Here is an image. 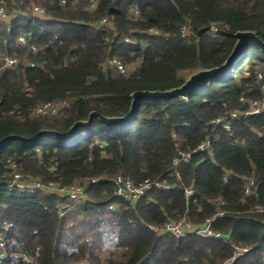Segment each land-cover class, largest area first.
<instances>
[{
	"label": "trees",
	"instance_id": "obj_1",
	"mask_svg": "<svg viewBox=\"0 0 264 264\" xmlns=\"http://www.w3.org/2000/svg\"><path fill=\"white\" fill-rule=\"evenodd\" d=\"M3 1L10 16L0 20V264H264V113H240L229 129L213 123L264 100V51L254 44L186 98H139L123 122L92 117L64 138L35 137L67 133L91 111L126 115L133 91L174 88L221 65L237 31L264 42V0ZM34 5L44 17L32 14ZM4 55L17 64L5 66ZM109 58L130 65L126 73ZM46 102L60 111L29 115ZM206 140L209 151H193ZM179 150L191 155L174 167ZM16 170L43 188L13 185ZM117 176L169 187L129 200L115 194ZM50 183L84 185V197L69 199ZM181 218H212L218 236L148 228Z\"/></svg>",
	"mask_w": 264,
	"mask_h": 264
},
{
	"label": "built area",
	"instance_id": "obj_2",
	"mask_svg": "<svg viewBox=\"0 0 264 264\" xmlns=\"http://www.w3.org/2000/svg\"><path fill=\"white\" fill-rule=\"evenodd\" d=\"M92 6V5H91ZM32 14L37 17H44L45 12L44 9L38 6H32L31 8ZM137 11V10H135ZM9 13L7 11V7L3 0H0V20H7L9 19ZM105 19H102L100 23H105ZM214 29V28H213ZM187 33V29L185 26L181 29V35H185ZM18 41L22 44L25 43V39L23 36H19ZM32 49L35 50L34 46H31ZM2 61L5 66L7 67H13L17 64L18 60L15 57H10L8 55H4L2 58ZM106 64L110 67H114L116 70H118L121 73H126L127 68L125 65H123L119 59L117 58H109L107 59ZM258 78H261L260 75H258ZM262 89H264V84L262 85ZM241 100H244V98H241ZM248 109L246 111H238L233 110L229 114V118L227 120H224L225 118H216L213 120V123L220 124L222 123L223 127L225 129H229V119H236L237 116L240 113H249V114H261L264 113V100H248ZM62 104H51L50 102H46L40 105H37L34 107L29 115L30 116H44V115H51L58 113L60 111ZM197 150H210L209 141L206 140L199 144V146L194 149L193 151ZM191 155V152H185L182 150L178 151V154L172 159L173 166L176 167L181 161L187 160ZM14 167V164H12ZM175 175L178 177L177 171H175ZM12 184L16 185L18 188H25V187H40L43 188L42 184L38 181H34L30 179L26 174H22L19 171H13V180ZM116 184V191L115 194L123 197L125 199L129 200H135L139 197L143 196L145 192L152 187H161L164 189H167L169 186L163 183H160L157 180L150 181L145 180L143 183L139 185H134L130 179L123 178L122 176H117L115 179ZM49 190H52L54 192H57L63 196H67L69 199H78L81 197H84L85 192V186L84 185H72L69 187H59L54 184H49L47 186ZM249 187H246V192L248 191ZM184 194L186 197H189L192 195V189L191 188H185ZM66 205L62 204L59 211V216H64L66 213ZM114 205H109V208H112ZM211 219H207L203 224L201 225H194L191 222L187 221L186 219H178V220H169L164 223L162 227H158L152 224L148 225V228L151 229L155 233H161V232H168L176 237H182L186 234H194V235H201V236H218V233H215L212 231L211 228ZM246 251V249H239L237 254H240L242 252ZM23 258L26 261H29L30 258L28 256H23Z\"/></svg>",
	"mask_w": 264,
	"mask_h": 264
},
{
	"label": "water",
	"instance_id": "obj_3",
	"mask_svg": "<svg viewBox=\"0 0 264 264\" xmlns=\"http://www.w3.org/2000/svg\"><path fill=\"white\" fill-rule=\"evenodd\" d=\"M234 36L236 38V42L228 55V57L225 59V61L216 67L208 68V69H198L191 74H189L185 81L177 87L170 88L167 90H137L133 91L131 93V106L129 111L124 116H103L99 114L96 111H91L88 115L87 120H78L75 121L69 128L67 133H59L54 130H40L35 137L44 134V133H54L56 136L64 138L71 134L77 127L79 126H85L87 125L92 117H97L104 123L110 124V123H120L125 120H127L131 114L133 113V110L135 108V105L137 103V100L139 98H156V97H181L186 98L191 92L195 91L198 88L206 86L212 77H214L216 74L222 72L225 68H227L240 54L241 50L245 45L248 43L254 44L258 48L264 51V42L255 34L253 31H237L234 33Z\"/></svg>",
	"mask_w": 264,
	"mask_h": 264
},
{
	"label": "rangeland",
	"instance_id": "obj_4",
	"mask_svg": "<svg viewBox=\"0 0 264 264\" xmlns=\"http://www.w3.org/2000/svg\"><path fill=\"white\" fill-rule=\"evenodd\" d=\"M4 3H5V1H4ZM129 66H130V65H129ZM129 66H128V67H129ZM128 67L126 66V68H128ZM45 189H47V188H45ZM47 190H48V189H47Z\"/></svg>",
	"mask_w": 264,
	"mask_h": 264
}]
</instances>
